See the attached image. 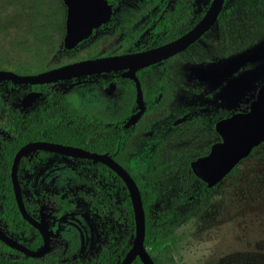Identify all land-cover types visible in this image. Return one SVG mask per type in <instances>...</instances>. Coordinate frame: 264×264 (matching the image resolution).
Returning a JSON list of instances; mask_svg holds the SVG:
<instances>
[{"label":"rangeland","instance_id":"374dc122","mask_svg":"<svg viewBox=\"0 0 264 264\" xmlns=\"http://www.w3.org/2000/svg\"><path fill=\"white\" fill-rule=\"evenodd\" d=\"M161 1L130 0L120 4L112 14L117 32L104 42L92 40L81 48L93 44L96 54L103 55L127 50L119 39L140 35L153 14L151 5ZM207 1L196 0L194 11L202 10ZM131 21L135 24L127 30ZM3 31L12 33L9 27H4ZM2 32L0 55L12 61L30 59L28 54L44 51L28 47L20 51L12 49L5 43L10 37ZM222 41L228 45L223 46ZM20 55L23 57L16 59ZM82 58H85L82 54H62L55 58L47 55L41 67L46 70ZM168 63L187 80L205 86L206 92L213 93L218 88L216 102L221 108L244 107L250 97L248 93L264 83V0H224L217 21L204 36ZM11 65L0 58V71L18 74ZM107 80L105 76L94 77L91 83L69 90L63 101L74 117L101 122V133L106 129V119L111 118L116 109L112 103L104 104L96 93L95 86ZM27 89L26 85L0 83V126L5 124L8 112L20 109L19 101ZM75 95L79 97L75 104H67V97ZM183 150V146L167 144L150 157L144 186H158L159 197L150 207L154 218L162 213L172 194L173 175L184 166ZM29 155L28 158L33 157V153ZM92 176L85 164L54 156L39 159L25 174L28 190L33 194L61 191L72 196L82 208L81 213L60 219L56 241L51 243L49 251L56 258L87 261L97 255L100 247H112L129 232L127 225H118L109 216L96 217L79 199V194L93 191ZM97 183L102 187L101 182ZM100 194L103 197L102 192ZM113 198L116 202L122 200V191L115 189ZM145 241V249L156 264H264V144L236 166L234 175L217 184L210 201L198 214L172 227L166 236Z\"/></svg>","mask_w":264,"mask_h":264},{"label":"flooded vegetation","instance_id":"af4514ba","mask_svg":"<svg viewBox=\"0 0 264 264\" xmlns=\"http://www.w3.org/2000/svg\"><path fill=\"white\" fill-rule=\"evenodd\" d=\"M128 1L130 0H113L111 1V3H108V1L105 0L106 4L110 7V10H111V14L109 16L108 21L103 24L98 25L95 28H92L91 32L85 38L78 41L70 49H64L62 46V39L64 36V32H63V36L61 39V48L60 49L58 48L56 50V54L58 56L62 54H66V55L82 54L85 56V58H82L80 60H73V61L61 64V65H55L46 70L56 68L59 66H63L66 64L74 63V62L87 60V59H95L99 57L138 53V52L146 51V50L164 45L166 43H169L179 38L180 36L184 35L187 31H189L202 18V16L206 12L211 2V0H208L205 7L199 12L194 11V5L196 3V0L192 2V7H191L192 16L195 18L200 13H201V16L197 19L194 25L191 26L186 31H183V30L187 28L186 26L189 22L187 16L182 17V18L181 17L175 18V20L180 21L181 24L175 25L174 24L175 22L173 21V19H171L166 28L161 26L160 17L157 16V13L161 10V7L164 5L166 1V0H162L157 5H154V6L151 5V8L154 10L153 14L149 18L148 22L144 24L143 31L140 35H138L137 37L128 35L129 37L126 39H119L120 43H123L125 47H128L127 50L118 51L111 55L105 54L106 55L105 56L103 54H96L97 48L93 44H90L88 48H84V49L81 48L82 46L86 45L88 42L92 40H94L96 43L104 42L105 40H108L111 35L116 33L118 29L115 26L112 14L116 11V9L120 6V4L128 2ZM143 1L148 2L149 0H143ZM223 3H224V0H223ZM220 11L217 14L216 19L213 22V24L217 21ZM64 19H65V16H64ZM131 24H135V22L134 21L129 22L127 30L130 29ZM210 27L196 41L191 43L189 46H187L182 51L172 55L171 57L159 63L147 66L145 68H141L134 73V76L139 85V90L141 92L142 112L133 124H129L128 126H125L126 122L138 112L139 106L136 102L135 83L134 81L123 77L125 70H119L116 72H109V73H101V74L90 75V76H82L78 78H71L67 80L57 81V82L48 83V84H41V85H26L25 84L28 87V89L19 101L20 109H13V110L25 111V110L33 109L38 102H41L42 100H44L46 95L50 97L52 96L54 97L59 94L61 95L60 105L66 108L63 105V101L66 100V95L69 90L79 87L81 85H86V84L91 83L92 78L94 77H98V76L107 77L108 78L107 81H105L104 83L99 82V85L95 86L96 93L99 95L100 99H102L104 104L110 105L112 103V105H114L116 109L113 111L112 117L106 119L107 121L105 124L106 129L102 134L104 137H107V138L116 134L118 138V147H117L114 157H111L106 152L96 153V154H105L106 156L111 158L128 174L129 177H130V174L128 173L127 169L131 170V172L134 171L132 173L134 174L137 173L136 175H138L139 177V183H141L144 186V177L149 171L148 165L150 163V157L153 155V153L157 149L162 148L167 144L169 146H173V145L183 146L184 154L182 153L183 154L182 157L184 158L185 163H184L182 170L177 171L173 175L174 180L172 181V188H171L172 194L169 197L175 196L177 193L176 179H177L178 174L186 171L187 168H189L191 172L190 163L192 161H195L198 158L205 156L208 153L210 147L213 144L220 141V136L216 133L215 128H214L215 123L221 119L229 117L233 113L245 112L250 102L253 100V99L249 100V98L247 97L246 103L244 107L242 108H233V109L232 108L230 109L221 108L220 105H218L216 102V94L218 93L217 91L218 88H215L213 90V93L206 92L205 86L196 85L194 84V82L187 80L183 75H180V73L182 72L175 69L173 65L168 63L170 60L176 59V57L180 55L182 52H184L186 49L195 45L204 36V34L210 29ZM178 33L180 34L176 36L175 38L167 42L161 43V41L164 40L165 38L171 37ZM221 43L223 44V46L228 45L227 42H224V41H222ZM49 53L51 52L49 51ZM51 55H53V53ZM94 55H99V57H92ZM58 83H61V85H56ZM262 84L257 85L256 90ZM32 93H39L40 95L38 97H31L27 99L26 101H24V103L22 104L21 103L22 98ZM250 94L251 92L248 93V96ZM78 98H79L78 95H75L73 98L67 97V101H68L67 104L69 105L71 104L73 106L75 104V100H77ZM212 101H213V104H212ZM0 104H1V108H0L1 110L2 109L1 99H0ZM10 112L7 113V117ZM70 114L72 115L71 112ZM117 124L119 125L118 126L119 128L116 127ZM43 142H47V141H43ZM64 146H68V145H64ZM70 147H74V146H70ZM76 148H79V147H76ZM79 149H82V148H79ZM36 151L38 150L31 151V153H33L32 158H28V156L29 157L31 156L29 155L31 153L30 152L27 153L28 154L27 155V166L28 167L23 170V180H24L23 189H22V192L20 190L19 192H20L21 200L22 198L26 201L32 200L34 203L38 205L37 218L36 219H33L31 217L30 218L36 221L37 223H40L41 219L43 220L45 231L49 232L48 233V238H49L48 251L41 257H37V258L26 257L24 255L23 256L26 258H30V259H38L40 261L39 264H108V262H104V260H106L107 258H105L103 253L110 252L113 247H115L125 238L127 237L129 238L130 228H129L128 234L122 237L115 245H113L110 248L100 247L97 255L94 258H90L87 261H81V260H78L77 258L69 259V260L59 259L53 255H50L49 251H50L51 243L56 241L57 231L59 227L58 223L60 219L67 215L81 213L82 208L76 204L72 196L67 195L61 191L60 192L42 191L37 194H33L31 191L28 190V185L26 182L25 174L31 171V169L33 168V166L37 163L39 159H43L44 157H47V156H54V157H60V158L62 157V158H66L67 160H74V161H78L80 163L85 164L89 169H91V173L93 174V176L91 177V180L93 183V191L86 195L79 194V199L81 200V202H83L87 206L88 211H91L96 217H99V218H104L106 216H109L111 219H113L110 213L119 211L120 205L123 203L126 197L129 200L125 185L113 171H111L109 168H107L104 165L103 166L107 169L106 171L104 170L105 176L103 175L101 176L100 173L95 171L93 164L98 163V162H93L92 160H87V159L73 158V157L55 154L51 152H45V151H42V152H45L47 154L39 155L36 153ZM89 153H95V152H89ZM140 169H144L143 173L140 172ZM9 173H10V169H9ZM226 176L222 180H224L225 178H228ZM15 178H16V172H15ZM116 178H118L121 181V184L120 182H118ZM9 180H10V177H9ZM132 181L134 182L133 179ZM97 182L99 183L101 182L102 187L98 185ZM200 182L203 183L202 181ZM220 182H218L217 184H219ZM134 184L136 185L135 182ZM203 184L206 187L205 183ZM217 184H215L211 188L206 187L207 189L211 190L210 196H211L212 190L217 186ZM10 186H11V183H10ZM115 189H120L123 194V199L118 202H116L113 198V191ZM100 192H102L103 197H101ZM203 192H206V191L203 190ZM158 193H159V190H158ZM94 196L98 198V201H97L98 203H102V206L104 209L103 211H100L99 213L98 211H96L95 208L91 206V200H93ZM55 199L67 200L69 204H73L77 208V211L65 213L55 218L52 215L54 208H51L52 204L54 203L53 201ZM22 204H23V201H22ZM129 204H130V201H129ZM180 206L183 207V205H180ZM23 207H24V204H23ZM130 208H131V205H130ZM49 210H52V212H48ZM131 213H132V210H131ZM113 220L118 225H121L122 223L127 225L124 222V220H122L121 222L116 221L115 219ZM27 225L32 230H34L41 239L40 248L38 250L30 251V252H40L42 250V246L44 242L43 236L38 230L33 228L31 225H29L28 223ZM0 231L4 235H6L8 238L17 242L15 239L11 237L12 236L11 233L10 234L4 233L1 228H0ZM29 232L30 231H27V233L23 235L24 241L28 240L29 238L28 235H31L32 232L30 234ZM133 234H134V224H133ZM132 239H133V236L131 237V242H132ZM1 244L4 245L3 243ZM19 244L22 245L21 243ZM125 253L123 254V256L125 255ZM7 259L17 260L18 258L9 257ZM120 261L118 262V264L120 263Z\"/></svg>","mask_w":264,"mask_h":264},{"label":"trees","instance_id":"16d2710c","mask_svg":"<svg viewBox=\"0 0 264 264\" xmlns=\"http://www.w3.org/2000/svg\"><path fill=\"white\" fill-rule=\"evenodd\" d=\"M111 3L113 0H107ZM194 0H166L161 10L157 13L160 17L161 26L166 28L169 21L173 19L174 24H181L175 20L177 17H188L186 31L201 16L193 17L191 13L192 2ZM169 2V3H167ZM172 2V3H171ZM64 16L65 7L61 0H0V32L4 27L12 30L11 34L3 31V35L8 34L6 42L12 49L25 50L28 48L43 52L28 54L30 59H19L12 61L8 56L0 55V58L8 61L12 68L18 74H36L43 72L41 67L42 59L47 55L52 58L58 57L56 50L61 48V39L64 32ZM181 31V32H183ZM180 32V33H181ZM1 33V34H2ZM180 33L161 41L167 42ZM4 39V38H3ZM49 51L51 53H49ZM45 55V56H44ZM20 55L18 58H22ZM11 60V61H10ZM10 84V82H7ZM256 87V86H255ZM252 89L249 100L253 99L256 88ZM61 95L48 96L44 100L38 102L33 109L25 111L13 110L9 113L4 125L0 126V228L4 233H11V237L21 243L29 251L38 250L41 246V239L38 234L32 230L27 223L21 219L13 199L9 169L12 157L17 149L26 143L34 141H47L50 143L68 145L82 148L89 152L108 153L114 157L118 147V138L114 134L110 137H104L99 131L101 122L96 119L86 117L78 118L70 114V112L60 105ZM1 108V104H0ZM119 125L117 124L116 127ZM119 128V127H118ZM264 143L260 144L263 145ZM259 145V146H260ZM257 146L256 148H258ZM256 148L252 149L249 156L253 154ZM39 155L47 154L42 151H36ZM248 156V157H249ZM95 171L104 175L107 169L99 164H93ZM27 166V155L21 156L16 167V181L19 190L23 189V170ZM130 177L136 183L140 194L141 206L144 214V240L145 243L149 238H162L166 236L172 227H176L184 221L198 214L205 205L210 201V191L203 183L195 178L189 168L178 174L176 179L177 193L175 196L167 199V205L161 214L153 217L150 214V207L159 197L158 187L156 184L151 186H143L139 183L138 175L127 169ZM144 169H140L143 173ZM236 167L233 168L226 177L234 175ZM112 174V173H111ZM118 182L121 181L116 178ZM195 181V182H194ZM194 185V186H193ZM205 190L206 192H203ZM27 215L33 219L37 218L38 205L32 200H24L22 198ZM98 198L94 196L91 200V206L98 211H103L102 203H98ZM48 212L56 218L65 213L76 212L77 208L73 204H69L67 200L55 199ZM180 205H183L180 206ZM111 217L116 221L124 222L130 228L129 238H125L119 244L111 249L108 253H103L104 262L108 264H118L123 254L128 250L133 236V219L129 200L126 197L120 205V210L110 213ZM157 225L154 228L152 225ZM30 231L28 240H23V235ZM9 257H17V260L7 259ZM116 259V261H115ZM152 259V258H151ZM153 263L155 261L152 259ZM39 264L38 259H30L22 254L11 250L0 243V264ZM131 264H141L135 258Z\"/></svg>","mask_w":264,"mask_h":264},{"label":"water","instance_id":"95a60500","mask_svg":"<svg viewBox=\"0 0 264 264\" xmlns=\"http://www.w3.org/2000/svg\"><path fill=\"white\" fill-rule=\"evenodd\" d=\"M61 1L65 7L64 36L62 39L64 49L72 48L78 41L85 38L92 28L107 22L111 14L110 7L106 4L105 0ZM222 4L223 0H211L202 18L189 31L164 45L133 54L87 59L36 74L18 75L11 71H0V83L11 82L22 85H41L82 76L125 70L123 77L135 83L136 102L139 106L138 112L126 122L125 126H128L129 124H133L142 112L141 92L134 73L141 68L159 63L171 57L196 41L213 24ZM39 95V93L28 94L22 98L21 103L23 104L27 99L38 97ZM214 128L220 136V141L213 144L205 156L190 163L193 175L205 183L207 188H211L220 182L231 169L249 156L252 149L264 143V84L258 87L253 100L245 112L233 113L229 117L217 121ZM35 150L92 160L113 171L121 179L127 190L134 224L131 246L119 264H131L134 258H138L141 264H154L143 245L144 214L140 195L136 185L128 174L105 154L89 153L76 147L43 141L30 142L21 146L12 158L9 173L17 211L22 220L38 230L43 236L42 250L40 252H30L0 231L1 243L31 258L41 257L48 251L49 232L45 231L42 219L40 223H37L26 214L15 178L19 158Z\"/></svg>","mask_w":264,"mask_h":264},{"label":"bare ground","instance_id":"6f19581e","mask_svg":"<svg viewBox=\"0 0 264 264\" xmlns=\"http://www.w3.org/2000/svg\"><path fill=\"white\" fill-rule=\"evenodd\" d=\"M26 153V152H25Z\"/></svg>","mask_w":264,"mask_h":264}]
</instances>
